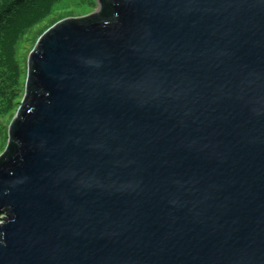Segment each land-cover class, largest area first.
Listing matches in <instances>:
<instances>
[{"label": "water", "instance_id": "1", "mask_svg": "<svg viewBox=\"0 0 264 264\" xmlns=\"http://www.w3.org/2000/svg\"><path fill=\"white\" fill-rule=\"evenodd\" d=\"M97 2L28 56L0 264H264V0Z\"/></svg>", "mask_w": 264, "mask_h": 264}, {"label": "trees", "instance_id": "2", "mask_svg": "<svg viewBox=\"0 0 264 264\" xmlns=\"http://www.w3.org/2000/svg\"><path fill=\"white\" fill-rule=\"evenodd\" d=\"M59 0H0V120L16 106L22 72L16 50L24 32ZM6 219L10 218L5 211Z\"/></svg>", "mask_w": 264, "mask_h": 264}, {"label": "rangeland", "instance_id": "3", "mask_svg": "<svg viewBox=\"0 0 264 264\" xmlns=\"http://www.w3.org/2000/svg\"><path fill=\"white\" fill-rule=\"evenodd\" d=\"M99 10L97 0H59L47 14L25 30L16 50V58L22 72L21 83L16 89V106L6 118L0 120V156L5 152L9 142V125L17 115L26 93L28 56L35 47L38 38L64 19L86 16Z\"/></svg>", "mask_w": 264, "mask_h": 264}]
</instances>
